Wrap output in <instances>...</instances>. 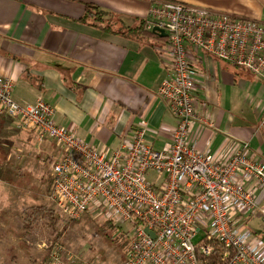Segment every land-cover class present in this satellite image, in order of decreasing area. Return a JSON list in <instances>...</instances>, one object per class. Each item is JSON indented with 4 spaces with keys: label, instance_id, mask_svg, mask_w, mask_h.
Segmentation results:
<instances>
[{
    "label": "built area",
    "instance_id": "obj_1",
    "mask_svg": "<svg viewBox=\"0 0 264 264\" xmlns=\"http://www.w3.org/2000/svg\"><path fill=\"white\" fill-rule=\"evenodd\" d=\"M150 16L168 34L170 73L158 93L178 120L164 130L160 149L147 142V124L118 148L90 144L57 123L44 97L18 102L15 81L2 73L0 114L56 145L51 200L64 218L92 215L131 225L123 264H264V238L247 227L253 218L264 221V159L252 157L242 142L229 158L216 160L195 148L192 132L204 120L192 48L264 79V22L178 0H160ZM43 246L48 256L42 264H100L98 255L88 256L90 249L74 251L54 238Z\"/></svg>",
    "mask_w": 264,
    "mask_h": 264
},
{
    "label": "crops",
    "instance_id": "obj_2",
    "mask_svg": "<svg viewBox=\"0 0 264 264\" xmlns=\"http://www.w3.org/2000/svg\"><path fill=\"white\" fill-rule=\"evenodd\" d=\"M159 1L0 0V73L15 81L13 96L18 102L33 103L44 97L55 109L57 123L90 144L118 148L134 130L147 124V142L160 149L165 143L164 130L178 122L170 104L158 93L159 84L170 73L168 36L155 32L147 38L126 37L79 20L86 5L94 3L116 17V29L136 27L145 19L151 20L148 29L153 31L150 9ZM178 1L264 22V0ZM192 50L195 96L204 118L195 122L192 131L195 148L220 161L229 158L240 143L248 142L250 155L264 159V79L202 49ZM13 124L14 119L0 114V148L8 155L0 166L4 175L0 212L5 214L0 218V237L10 235L19 242L2 220L6 218L16 231L21 230V213L26 207L12 200L30 192L11 181L24 169L36 170V163L16 172L15 150L22 146V151H34L43 163L57 159L60 152L52 140L21 130L15 135L16 142L10 143ZM12 245L0 253V264H7L6 250Z\"/></svg>",
    "mask_w": 264,
    "mask_h": 264
},
{
    "label": "rangeland",
    "instance_id": "obj_3",
    "mask_svg": "<svg viewBox=\"0 0 264 264\" xmlns=\"http://www.w3.org/2000/svg\"><path fill=\"white\" fill-rule=\"evenodd\" d=\"M16 133H22L21 131L17 130L15 125L13 124L11 127V133L8 134V141L10 143L16 142ZM38 149V147L36 148ZM40 151V150H39ZM17 158V161L13 163L15 167L14 170L19 172L22 168L29 166L30 162H35L36 170L33 167H29L36 173L35 181L37 185L41 184V176L43 174H49L52 179L51 174V164L52 159L46 161V163L42 162V157L38 158V154L34 151L23 150L22 146H18L15 150V154L13 156ZM13 172V173H16ZM13 175V174H12ZM3 173L0 171V179H3ZM14 177V176H13ZM15 180V179H14ZM0 185H2L0 181ZM7 188H11L9 184H3ZM53 186V180H52ZM52 186L51 190L47 194H42L39 196L38 199L34 198L30 193L29 194H22L19 200L13 199L12 201H18L19 207H28V206H37V205H48L51 208L56 209L55 204L51 200V193H52ZM14 204V203H13ZM7 208V207H6ZM57 210V209H56ZM62 220L60 222V229L63 231V236L60 240L55 241H63L64 244L71 250L74 251H82L83 249H90L87 250L90 253H87L88 256L90 255H98L99 263L100 264H123L124 261L121 259L122 255H124L125 251L130 247L131 239H132V230L131 225L125 224L121 227L108 226L106 228L107 236H113L116 241L113 243L109 239H105V235L93 236L94 235V225L95 222L102 223L104 219L101 217H94L92 215H85L81 219L77 221L75 226L69 227L67 224L68 221L72 219L64 218L62 215ZM15 221L17 225H20V219L18 215H15ZM247 227L255 232H257L261 237L264 238V221L260 220L259 218L251 219ZM5 226L2 227V231H4ZM54 236H52L45 226H40L36 231L29 235L27 238V242L29 243L32 255L25 256L22 249H19L18 253V262L21 264H42V262L47 258L48 253L45 252V247L43 244H50L52 243ZM199 238V237H198ZM197 238V239H198ZM18 240L15 237L10 235H6L5 237H0V253L4 251L5 247L10 246L11 244H17ZM117 246L120 248V251L117 252ZM86 252V251H85ZM103 255V259L101 256ZM45 259L43 260V257Z\"/></svg>",
    "mask_w": 264,
    "mask_h": 264
},
{
    "label": "trees",
    "instance_id": "obj_4",
    "mask_svg": "<svg viewBox=\"0 0 264 264\" xmlns=\"http://www.w3.org/2000/svg\"><path fill=\"white\" fill-rule=\"evenodd\" d=\"M111 13L101 9L98 5L94 3H88L86 5L85 14L79 19L81 22L98 27L104 31H110L117 34H121L126 37L141 36V38H147L148 36L156 34L152 30L148 29L151 20L141 19L136 27L121 26L116 29V17H112ZM167 37H163L166 39ZM168 39V38H167ZM8 159L7 153L0 148V166H2ZM18 189L22 191H28L35 198L42 194H47L51 190L52 179L49 174H44L41 177V184L37 185L35 181V176L31 170L24 169L20 172L19 176L11 181ZM5 214L0 212V218L4 217ZM22 228L20 231H16L15 227L10 223L9 220L3 218L2 221L7 223L9 229L12 233L19 239L18 246L12 245L7 248V264H21L18 262V250L22 249L25 256H31L32 250L27 242V238L30 234L36 231L40 226H45L48 232L54 236L55 240H60L63 236V231L60 229V222L62 220L61 214L58 210L49 207L48 205H37L28 206L22 210L21 213ZM78 220H70L66 225L69 227L75 226ZM115 224L111 220H106L102 223L95 222L94 235H105V239L111 240L113 243L116 241L113 236H107L106 228L108 226H114ZM117 252L120 248L117 246ZM217 252L221 253L222 249L220 246L217 247ZM128 251V250H127ZM122 255L121 259L125 261L127 252ZM222 255V253H221ZM46 256L43 257V260ZM103 259V255L101 256Z\"/></svg>",
    "mask_w": 264,
    "mask_h": 264
},
{
    "label": "water",
    "instance_id": "obj_5",
    "mask_svg": "<svg viewBox=\"0 0 264 264\" xmlns=\"http://www.w3.org/2000/svg\"><path fill=\"white\" fill-rule=\"evenodd\" d=\"M153 31H154V32L161 33V34H163V35H168L167 32H166V30H165L163 27H160V26H158V25H155V26L153 27ZM151 235L153 236L154 233L151 232Z\"/></svg>",
    "mask_w": 264,
    "mask_h": 264
}]
</instances>
